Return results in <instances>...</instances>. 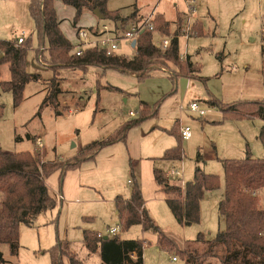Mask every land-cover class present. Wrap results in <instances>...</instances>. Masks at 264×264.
<instances>
[{"label": "rangeland", "instance_id": "rangeland-1", "mask_svg": "<svg viewBox=\"0 0 264 264\" xmlns=\"http://www.w3.org/2000/svg\"><path fill=\"white\" fill-rule=\"evenodd\" d=\"M59 1V20L65 32L76 42L77 27H88L86 23L95 17L84 11L77 26L74 24L75 9ZM107 8L121 9L125 14L133 12L134 16H128L129 19H136L137 14L148 17L155 11L169 21L168 36L182 33L177 28L190 16L193 33L189 37H180V55H184L185 58L181 56V59L185 60L189 54L193 66L201 65L200 75L207 79L206 83L195 78H189L190 82L187 77H180L175 86L170 78L178 70L174 64H153V74L143 81L116 69H108L101 77V69L97 66L64 68L57 72L60 80L63 78V91L71 90L76 97L66 93L59 95L62 115H56L51 105L44 106L38 114L55 74L50 68L47 44L41 48V59L37 57L39 40L34 22L29 31L28 21H23L18 30L25 31L26 38L32 33L33 39L26 57L27 71L39 73L42 78L27 84L18 106L12 93L3 91L0 85L1 151L46 150V161L71 158L86 144L117 133L125 118L130 120L138 115L141 101L160 104L158 116L131 128L124 141L105 146L94 159L84 161L80 168L69 170L62 183L59 172L51 175L47 185L54 206L38 214L33 225L21 224V249L17 256L11 254L8 244L0 245L5 259L0 264H52L50 250L58 240H69L72 251L85 264H102L99 253L87 250L83 242L84 230L98 231L104 237L113 236L109 229L119 225L115 197L118 194L130 197L132 181L140 185L154 223L180 248L200 233L213 238L226 226L219 216V204L225 196L222 160L244 158L247 148L252 156L264 157V148L258 138L264 125L260 118L223 120L219 108L204 101L210 94L230 103L264 99V0H110ZM9 12L0 11V25L14 21ZM198 22L202 24L203 35H195L194 25ZM159 35L164 36L155 34V42L161 40ZM119 53L132 57L135 51L122 45ZM10 77L8 63L2 64L0 80H9ZM98 80L103 85L100 90ZM187 82L192 88L186 93ZM193 100L200 101L206 109L211 108L212 119H203L181 109ZM131 111L135 112V117L130 115ZM176 122L180 131L182 127L190 126L192 137L182 140V160H163L166 149L177 144L176 137L168 131ZM38 137L43 141L42 148L36 147ZM200 154L202 159L198 160ZM197 166L207 173L218 174L221 187L205 192L200 205V222L180 224L167 203L166 193L156 181L154 171L160 169L165 175L178 169L180 174L172 176L170 181L182 185L194 178ZM261 201L259 205L264 207V199ZM119 235L122 239L146 241L144 264H185L175 252L159 246L156 232L144 231L140 224L120 230ZM174 256L176 260H173ZM62 264H70L68 256H64Z\"/></svg>", "mask_w": 264, "mask_h": 264}, {"label": "trees", "instance_id": "trees-1", "mask_svg": "<svg viewBox=\"0 0 264 264\" xmlns=\"http://www.w3.org/2000/svg\"><path fill=\"white\" fill-rule=\"evenodd\" d=\"M62 1L75 8V25L85 8L99 9L105 20H112L114 23L122 18L119 11L107 8L108 0ZM29 11L39 40L37 57L41 59V48L47 44L51 58L50 68L55 74L50 80V90L38 114L44 106L51 105L56 115H62L59 110V95L62 91L59 85L60 77L57 75L64 68L86 69L89 66H97L101 69L99 73L101 77L108 69H116L143 81L153 74V64L160 63L163 66L174 64L178 70L174 75H170V78L175 86L180 77L195 78L206 83L207 79L200 75V64L193 66L190 56L185 60L181 59L178 36L174 37L168 48L163 50L154 42L155 31L146 29L138 36L136 52L132 57L108 55L96 48H87L82 55H77L74 52V44L61 29L55 0H30ZM154 22L158 33L170 35V23L162 15L156 14ZM194 28L195 35L204 34L200 22L195 23ZM181 29L182 24H179L177 30ZM32 44V35L25 38L21 44L17 43V39H0V56L2 55L0 66L8 63L11 76L9 80H0V85L3 91L12 93L16 106L22 102L27 84L42 78L41 74L30 73L26 68V57ZM97 84L100 90L103 87L100 80ZM207 102L219 108L223 120L260 118L264 121V99L230 103L210 94ZM159 104L160 102L150 105L141 101L138 115L125 121L117 133L107 139L86 144L77 156L71 158L46 161V150L10 153L0 150V245L8 244L11 254L17 256L21 249V224L33 225L38 214L54 206L47 179L59 172L62 183L69 170L78 169L84 161L94 159L105 146L124 141L131 128L158 116ZM1 108L0 106V110ZM168 131L176 137L177 144L166 149L162 159L182 160L183 138L178 122ZM258 138L264 148V125L259 130ZM200 159L201 154L198 156V160ZM222 162L225 171V196L219 204V216L224 219L226 226L219 230L215 237L208 238L200 233L196 239L187 241L180 248L178 243L150 217L137 181H132L134 184L129 198L122 194L115 197L120 230L129 229L136 224H140L144 231L153 230L158 234L159 246L175 252L185 260V264H264V207L259 205L260 198L254 196L256 190L264 189V157L252 156L250 149L247 148L244 158H225ZM154 174L161 190L167 195V203L176 220L184 225L200 222V205L205 192L215 191L221 187V178L218 174L207 173L199 166L196 167L194 178L182 185L168 180L160 169H155ZM83 242L90 253L100 254L102 264H144L146 241L143 239H122L119 234L104 237L98 231L84 230ZM50 254L52 264H62L64 256L69 257L70 264H85L72 251L69 240H58L51 248ZM2 262H5V259L0 250V263Z\"/></svg>", "mask_w": 264, "mask_h": 264}, {"label": "built area", "instance_id": "built-area-1", "mask_svg": "<svg viewBox=\"0 0 264 264\" xmlns=\"http://www.w3.org/2000/svg\"><path fill=\"white\" fill-rule=\"evenodd\" d=\"M156 13L153 11L148 17L144 18L141 21H134L132 19H122L117 23H109L105 21V23L97 26H92L89 28L79 27L77 30V42L74 45V52L77 55H82L84 50L87 48H96L98 50L104 51L108 55L117 54L121 48L122 43H126L130 48L135 49L138 41V36L144 32L146 29L155 31V34H159L155 29V19ZM191 18L188 16L184 22L182 30L180 34L174 33L171 36H160V41L155 42V44L161 47L163 50L168 48L171 44L174 37L181 36L189 37L193 33V26L190 22ZM136 40V45L133 46L132 42ZM25 41V36L22 34L17 37V43L21 44ZM183 58L184 55H180ZM181 109L187 110L190 113H195L199 115L201 118L212 119L211 108L206 109L201 106V102L198 100H193L189 102L186 106H181ZM74 111H77L76 109ZM131 116L135 115V112H130ZM181 135L183 139H190L192 137V131L190 126L181 128ZM36 147H44L43 141L40 137L36 138ZM180 172L178 169H172L165 174V177L170 180L172 176L179 175ZM131 182V180H130ZM254 196L264 199V189L256 190L254 192ZM120 232L119 226L111 227L109 229V233L112 235H117ZM101 236L102 233H100ZM177 257L174 256L173 260H176Z\"/></svg>", "mask_w": 264, "mask_h": 264}, {"label": "crops", "instance_id": "crops-1", "mask_svg": "<svg viewBox=\"0 0 264 264\" xmlns=\"http://www.w3.org/2000/svg\"><path fill=\"white\" fill-rule=\"evenodd\" d=\"M109 1H107V5L109 4ZM29 3H30V0H0V11H4V10H8L10 11L9 14L14 18V21L12 23H9L5 26H3V23L0 25V39H17L18 36L20 35H24L25 38H26V32L25 31H20L18 30L19 28H21L23 26L22 22L27 20V29L30 31L31 30V24H33L34 20L30 14V11H29ZM60 6V1L59 0H55V9H56V12H57V8ZM71 6V5H69ZM74 8V7H73ZM75 9V8H74ZM112 10V9H110ZM114 10H117L120 12V15L123 17V18H126L130 15L133 14V12H131V14H125L123 10L121 9H114ZM84 11H89L90 13H92L95 17V19H93L90 15H88L89 18H92L89 20V22H87V26L88 27H83V28H89V27H92V26H97V25H101V23H103L105 21V19H100L95 13H94V10H90L88 8H85L83 11H82V14H81V17L84 15ZM75 14H76V10H75ZM157 14V13H156ZM57 16H58V12H57ZM81 17L79 18L78 22H77V26L79 25V22H80V19ZM146 17V16H145ZM145 17H140L138 16H135L134 18L136 19H132L134 21H140V20H143ZM59 18V17H58ZM185 19V18H184ZM186 20V19H185ZM1 21V20H0ZM61 21V20H60ZM168 21V20H167ZM184 24V22L182 23V25ZM35 25V23H34ZM82 25V24H80ZM85 26V25H84ZM79 27H77L76 29V42H77V30H78ZM61 29L63 31V33L65 34V36L74 44L76 43L73 39H72V36L70 37L69 35L70 34H67L65 32V30L63 29V24L61 22ZM32 33H30L31 35ZM2 37V38H1ZM7 37V38H5ZM155 37V36H154ZM155 41V40H154ZM122 45L124 46H128L125 42L121 44V47ZM129 47V46H128ZM130 48V47H129ZM135 51V49H134ZM136 52V51H135ZM119 55H125V54H120L119 52L117 53ZM135 54V53H134ZM133 54V55H134ZM132 55V56H133ZM190 56L189 54H187V57ZM191 58V56H190ZM192 60V58H191ZM198 63V62H197ZM186 78V77H184ZM188 80H190L189 78H187ZM191 79H194V78H191ZM62 81H63V78L60 80V89L62 91V93H66V94H69L71 97L73 96L74 98L76 97L75 96V93L72 92L71 90H65L63 91V84H62ZM190 82H192L190 80ZM191 86V87H190ZM187 88L186 89V93L192 88V85L191 83L189 84L187 82ZM74 93V94H73ZM72 97V98H73ZM197 97V96H196ZM209 99V98H208ZM207 100H204L206 103H208ZM199 100V99H198ZM67 102H65L66 104ZM137 113V112H136ZM138 114V113H137ZM137 116V115H136ZM135 117V116H134ZM129 120V118H125L122 122H125ZM263 121V120H262ZM121 122V123H122ZM264 123V121H263ZM81 151V150H80ZM78 155V154H77ZM76 155V156H77ZM81 167V166H80ZM79 167V168H80ZM0 197H1V194H0ZM129 198V197H127ZM115 201V200H114ZM144 255V254H143ZM4 256V255H3ZM144 257V256H143Z\"/></svg>", "mask_w": 264, "mask_h": 264}, {"label": "water", "instance_id": "water-1", "mask_svg": "<svg viewBox=\"0 0 264 264\" xmlns=\"http://www.w3.org/2000/svg\"><path fill=\"white\" fill-rule=\"evenodd\" d=\"M94 13L100 18V19H104V15L101 13V11L99 9H95ZM133 46L136 45V40H133L132 42ZM2 57V55L0 56V58Z\"/></svg>", "mask_w": 264, "mask_h": 264}]
</instances>
